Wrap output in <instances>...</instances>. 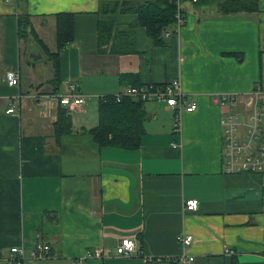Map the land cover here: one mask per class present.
Listing matches in <instances>:
<instances>
[{
    "label": "crops",
    "instance_id": "obj_1",
    "mask_svg": "<svg viewBox=\"0 0 264 264\" xmlns=\"http://www.w3.org/2000/svg\"><path fill=\"white\" fill-rule=\"evenodd\" d=\"M99 7L100 0H0V264L13 247L25 250L22 264H70L96 249L105 255L86 264H181V256L190 264H264V175L223 172L225 109L211 102L213 94L264 92V0L255 13L229 16L186 2L183 26L161 45L150 42L136 14H100ZM58 13L74 15V38L59 51ZM22 15L57 54V74L33 36H19ZM100 23L112 25L118 44L131 40L135 52L100 53ZM8 70L19 74L18 87L4 83ZM124 75L141 85L178 79L197 109L176 114L144 103L140 146L100 147L87 131L98 124L99 98L133 83ZM70 82L82 107L57 99ZM10 102L14 114L6 113ZM59 108L72 133L56 143ZM190 199L198 201L194 212L184 210ZM179 234L192 236L190 246L179 244ZM125 238L140 256L115 255ZM37 241L50 247L49 258L29 257Z\"/></svg>",
    "mask_w": 264,
    "mask_h": 264
},
{
    "label": "built area",
    "instance_id": "obj_2",
    "mask_svg": "<svg viewBox=\"0 0 264 264\" xmlns=\"http://www.w3.org/2000/svg\"><path fill=\"white\" fill-rule=\"evenodd\" d=\"M9 2L10 0H4ZM184 0H174L176 11L174 14V24L172 28L164 33L166 37L176 35L184 24L183 3ZM194 4L196 0H185V3ZM4 83L9 87H17L20 83L19 75L14 70H8L4 75ZM67 94L58 95V101L65 106L82 107L85 104L84 96L79 92L76 83L70 82L67 85ZM131 98L143 103H163L167 108L178 114L180 111L187 113L194 112L197 105L189 101L181 90L180 81L173 79L166 84H148L127 86L125 90L114 95L115 101L120 102L123 98ZM211 102L224 108L220 118V128L222 137V157L223 172L227 175H264V92L259 86L248 95L238 94H213ZM14 103L6 110L7 114H14ZM172 147L176 148L175 144ZM198 208V201L195 199L184 202L186 212H194ZM177 241L184 247L190 246L192 236L179 234ZM114 253L122 257H131L140 253L137 251L135 241L125 238L120 241ZM225 254H232L229 249L224 250ZM26 255L22 247L10 249L8 264H22ZM105 253L96 249L89 253L87 257L72 260L70 264H86V258H102ZM29 257L33 260L46 259L50 257V247L37 241L34 248L29 252ZM145 261H162V259L144 257ZM181 264H190L193 258L179 257ZM174 261V260H173Z\"/></svg>",
    "mask_w": 264,
    "mask_h": 264
},
{
    "label": "trees",
    "instance_id": "obj_3",
    "mask_svg": "<svg viewBox=\"0 0 264 264\" xmlns=\"http://www.w3.org/2000/svg\"><path fill=\"white\" fill-rule=\"evenodd\" d=\"M210 1L216 3L217 10L224 16L248 15L258 11V0H199L193 5L206 6ZM101 2L102 0H100L98 11L100 14L116 12H132L136 14L138 25L145 29L147 37L153 45L163 44V38L166 37L164 33L167 29L172 28L174 24V14L176 11L174 0H143L128 3L113 2L111 8L109 6H104L103 8ZM106 2L112 3L107 0ZM55 16L57 19V49L59 51L72 42L74 38V15L58 13ZM97 30L98 50L100 53L123 55L135 52L131 40L130 42L125 41L122 44L117 43L116 37L112 35V25L100 23ZM18 34L22 38L28 34L33 36L44 52L51 59H54V72L57 74V54H51L38 39L27 15H22L18 19ZM126 36L128 38V35ZM226 55L234 56L239 61L242 59L241 54L227 53ZM124 77L134 80L131 84L132 86L141 85L135 82L137 77L134 75H124ZM52 81H58L57 77H54ZM143 105V102L127 97L123 98L120 102H116L113 95L101 97L97 102L98 124L87 132L100 147L109 146L124 150L136 149L140 146L141 138L144 134L146 114ZM71 133V117L65 109L59 108L57 120L53 125V137L56 143L59 142L62 136Z\"/></svg>",
    "mask_w": 264,
    "mask_h": 264
},
{
    "label": "rangeland",
    "instance_id": "obj_4",
    "mask_svg": "<svg viewBox=\"0 0 264 264\" xmlns=\"http://www.w3.org/2000/svg\"><path fill=\"white\" fill-rule=\"evenodd\" d=\"M199 0H196V2L195 3H197ZM184 4H185V1L183 2ZM194 3V4H195ZM113 4V2L112 3H108V2H106V0H102V2H101V5H102V7L104 8V6H109V8H111V5ZM217 9L216 8V3L215 2H212V1H210L209 3H208V5H206V8L205 9H208V10H214V9ZM15 71V70H14ZM16 72V71H15ZM18 74V73H17ZM19 75V74H18ZM19 86V85H18ZM17 86V87H18ZM13 103L12 102H10V104H9V107L8 108H10V106L12 105ZM7 108V109H8Z\"/></svg>",
    "mask_w": 264,
    "mask_h": 264
},
{
    "label": "bare ground",
    "instance_id": "obj_5",
    "mask_svg": "<svg viewBox=\"0 0 264 264\" xmlns=\"http://www.w3.org/2000/svg\"><path fill=\"white\" fill-rule=\"evenodd\" d=\"M134 240V239H133ZM136 244V243H135ZM138 251V250H137ZM116 255V254H115ZM141 255V254H140ZM151 258H153V257H151ZM155 259V258H154Z\"/></svg>",
    "mask_w": 264,
    "mask_h": 264
}]
</instances>
